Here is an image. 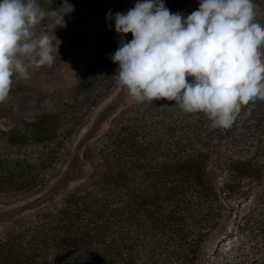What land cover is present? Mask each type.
Returning a JSON list of instances; mask_svg holds the SVG:
<instances>
[{"label":"trees","instance_id":"1","mask_svg":"<svg viewBox=\"0 0 264 264\" xmlns=\"http://www.w3.org/2000/svg\"><path fill=\"white\" fill-rule=\"evenodd\" d=\"M183 2L0 0V56L65 28L79 46L1 77L0 201L48 186L124 52ZM209 38L208 71L121 109L90 175L0 230V264H264V0H223Z\"/></svg>","mask_w":264,"mask_h":264},{"label":"rangeland","instance_id":"2","mask_svg":"<svg viewBox=\"0 0 264 264\" xmlns=\"http://www.w3.org/2000/svg\"><path fill=\"white\" fill-rule=\"evenodd\" d=\"M222 3L223 0H185L178 8L165 14L145 36L124 52L117 81L112 89L88 107L82 127L71 137V154L60 172L40 192L24 193L19 197L3 196L7 200L0 201V230L14 220L59 200L70 188L84 181L92 171L84 156L86 144L103 135L121 109L135 101L148 99L168 81L185 78L190 72L208 71L213 63L214 50L209 36L215 18L221 12ZM69 34H72L71 28H65L40 41L32 40L9 50L0 56V79L26 56L29 55L25 58L28 59L46 50L58 62L57 66L62 65L63 68L66 64L73 65L74 56L70 57L72 53L69 51L79 46L66 40ZM78 52L85 55L81 50ZM80 59L83 60L84 56H80ZM44 73L45 70L39 71L35 76ZM215 246L216 243L210 252L214 251Z\"/></svg>","mask_w":264,"mask_h":264}]
</instances>
